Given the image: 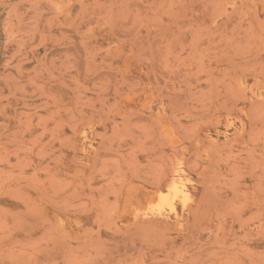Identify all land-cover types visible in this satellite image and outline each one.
Segmentation results:
<instances>
[{"label":"rangeland","instance_id":"obj_1","mask_svg":"<svg viewBox=\"0 0 264 264\" xmlns=\"http://www.w3.org/2000/svg\"><path fill=\"white\" fill-rule=\"evenodd\" d=\"M0 264H264V0H0Z\"/></svg>","mask_w":264,"mask_h":264},{"label":"bare ground","instance_id":"obj_2","mask_svg":"<svg viewBox=\"0 0 264 264\" xmlns=\"http://www.w3.org/2000/svg\"><path fill=\"white\" fill-rule=\"evenodd\" d=\"M178 169H179V167H178ZM178 179V178H177ZM177 185L176 183H173V185ZM177 188H178V186H177ZM176 188V189H177ZM169 191L171 192V193H173L175 196H178V197H180L181 199H183L184 201L187 199V191L183 188H181V190H179L178 191V189L177 190H175V189H173V188H170V186H169ZM168 191V192H169ZM159 193V192H158ZM163 194H165V193H163ZM162 195V194H161ZM155 196V195H154ZM162 197V196H161ZM163 198H164V195H163ZM167 198H168V196H167ZM164 199H166V196H165V198ZM171 199V198H170ZM169 199V200H170ZM180 199V200H181ZM144 200V199H143ZM168 200V199H167ZM172 200V199H171ZM189 200V199H188ZM148 203V202H147ZM158 203V202H157ZM166 203H168V202H166ZM184 203V202H183ZM153 204V203H152ZM171 205V204H170ZM147 206H148V204H147ZM158 206V205H157ZM160 206V205H159ZM150 207V206H149ZM152 207V206H151ZM165 207V206H164ZM171 207H173V206H170V208ZM156 208V207H155ZM161 208V207H160ZM157 209V208H156ZM155 209V210H156ZM159 209V208H158ZM172 209V208H171ZM159 211V210H158ZM156 213V212H155ZM167 218V217H166Z\"/></svg>","mask_w":264,"mask_h":264}]
</instances>
